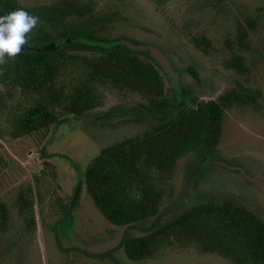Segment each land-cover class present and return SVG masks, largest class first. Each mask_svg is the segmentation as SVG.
Masks as SVG:
<instances>
[{
	"label": "rangeland",
	"instance_id": "obj_1",
	"mask_svg": "<svg viewBox=\"0 0 264 264\" xmlns=\"http://www.w3.org/2000/svg\"><path fill=\"white\" fill-rule=\"evenodd\" d=\"M17 1L40 6L55 0ZM87 17L95 22L98 37L125 38L158 48L187 95L183 101L190 106L195 105L192 98L214 100L229 91L254 97L252 102L225 109L215 160L198 170L202 156L195 150L177 160L172 175L162 182L160 208L164 212L178 201L189 200L192 189L194 202L230 200L250 208L264 221V184L232 168L242 167L249 176L264 180V0H95V10ZM247 19L255 21L254 29ZM239 25L248 31L245 51L233 43ZM53 28L38 22L31 32ZM235 52L244 56L245 74L226 66ZM158 69L166 95L176 104L174 82ZM2 72L0 68V201L7 204L10 221L0 230V264H231L217 254L177 246L154 258L133 261L122 243L125 236L142 231L112 224L94 205L84 184L87 165L102 148L141 135L157 123V115L139 120L130 112L139 96L92 81L85 68L69 65L55 77L52 95H60L53 102L56 121L13 138L7 133L10 114L34 104L37 95L24 94L10 81L2 82ZM89 84L99 104L82 116L68 111L72 94H64ZM191 177L196 179L194 187ZM79 185V199L72 205ZM28 188L36 219L31 232L25 230L15 206L19 192Z\"/></svg>",
	"mask_w": 264,
	"mask_h": 264
},
{
	"label": "trees",
	"instance_id": "obj_2",
	"mask_svg": "<svg viewBox=\"0 0 264 264\" xmlns=\"http://www.w3.org/2000/svg\"><path fill=\"white\" fill-rule=\"evenodd\" d=\"M17 9L54 28L30 32L22 52L0 65L2 82L10 81L24 94L37 95L34 104L10 114L7 133L11 137L30 135L56 121L53 102L60 95H52L55 77L69 65L85 68L92 81L139 96L137 105L130 109L137 119L150 120L157 115V123L141 135L102 148L84 171L86 190L101 214L114 225L142 231L125 236L122 247L126 256L142 261L177 246L214 253L231 264H264V221L250 208L211 198L196 201L168 217L160 208L164 202L162 182L172 175L177 160L191 150L202 156L197 170L210 159L215 160L225 109L252 102L254 97L229 91L214 100L192 98L195 105L190 106L183 101L185 91L176 89L177 103L172 104L158 67L169 75L149 50L128 46L126 42L139 45L129 39L96 36L95 22L87 17L95 10V0H55L40 6L0 0V16ZM83 18L88 21L75 25L76 19ZM247 25L254 29L255 21L247 19ZM247 36L246 26L239 25L233 41L238 50L248 49ZM226 66L241 74L247 71L241 53H233ZM92 89L89 84L74 93H63L67 97L72 94L68 111L82 116L98 105ZM191 178L194 187L196 179ZM180 204L178 201L175 205ZM15 206L25 230L33 231L36 219L30 188L19 192ZM9 221V208L0 201V230Z\"/></svg>",
	"mask_w": 264,
	"mask_h": 264
},
{
	"label": "clouds",
	"instance_id": "obj_3",
	"mask_svg": "<svg viewBox=\"0 0 264 264\" xmlns=\"http://www.w3.org/2000/svg\"><path fill=\"white\" fill-rule=\"evenodd\" d=\"M38 19L23 9L0 16V65L22 52Z\"/></svg>",
	"mask_w": 264,
	"mask_h": 264
},
{
	"label": "water",
	"instance_id": "obj_4",
	"mask_svg": "<svg viewBox=\"0 0 264 264\" xmlns=\"http://www.w3.org/2000/svg\"><path fill=\"white\" fill-rule=\"evenodd\" d=\"M63 42V40H62ZM126 44L132 48H135V49H138V50H149L151 55L161 64V66L165 69V71L168 73L169 75V78L174 82L175 86H176V89L178 91H180V88H179V84H178V81H177V78H176V75L173 73V69L170 65V63L168 62L167 58L163 55V53L156 47L152 46V45H143V44H139V45H134V44H131L129 42H126ZM223 165H226L225 163H223ZM232 168H237L239 170L242 171V173L249 179L255 181V182H259V183H263L264 184V180H261V179H258L256 177H252V176H249L245 170L241 167H232ZM80 192H81V185H79L76 189H75V192H74V195H73V199L71 201V204L72 205H76L78 199H79V196H80ZM194 198H193V190L191 189L190 191V197H189V200L187 201H184V203H181L180 205H175L174 207H171L167 210H165L163 212V215L164 217H168L171 213L175 212V211H179V210H182L184 208H187L189 206H191L193 203H194Z\"/></svg>",
	"mask_w": 264,
	"mask_h": 264
},
{
	"label": "flooded vegetation",
	"instance_id": "obj_5",
	"mask_svg": "<svg viewBox=\"0 0 264 264\" xmlns=\"http://www.w3.org/2000/svg\"><path fill=\"white\" fill-rule=\"evenodd\" d=\"M227 166L231 167L230 165H227ZM241 168H242V167H241ZM235 169H237V168H235Z\"/></svg>",
	"mask_w": 264,
	"mask_h": 264
}]
</instances>
